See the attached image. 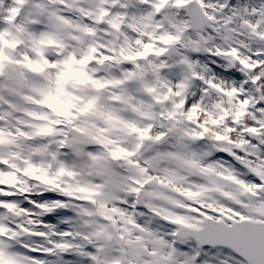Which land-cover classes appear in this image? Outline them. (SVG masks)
Listing matches in <instances>:
<instances>
[{
    "label": "snow or ice",
    "instance_id": "obj_1",
    "mask_svg": "<svg viewBox=\"0 0 264 264\" xmlns=\"http://www.w3.org/2000/svg\"><path fill=\"white\" fill-rule=\"evenodd\" d=\"M0 264H264V0H0Z\"/></svg>",
    "mask_w": 264,
    "mask_h": 264
}]
</instances>
